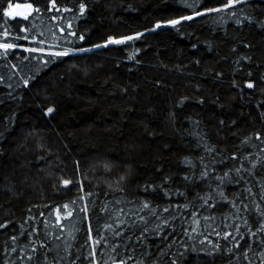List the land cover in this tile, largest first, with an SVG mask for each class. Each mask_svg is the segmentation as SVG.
Wrapping results in <instances>:
<instances>
[{"label": "trees", "instance_id": "obj_1", "mask_svg": "<svg viewBox=\"0 0 264 264\" xmlns=\"http://www.w3.org/2000/svg\"><path fill=\"white\" fill-rule=\"evenodd\" d=\"M229 3L0 0V264H264V0Z\"/></svg>", "mask_w": 264, "mask_h": 264}, {"label": "rangeland", "instance_id": "obj_2", "mask_svg": "<svg viewBox=\"0 0 264 264\" xmlns=\"http://www.w3.org/2000/svg\"><path fill=\"white\" fill-rule=\"evenodd\" d=\"M31 12V8L25 4L9 6L7 13L13 17H26Z\"/></svg>", "mask_w": 264, "mask_h": 264}, {"label": "snow or ice", "instance_id": "obj_3", "mask_svg": "<svg viewBox=\"0 0 264 264\" xmlns=\"http://www.w3.org/2000/svg\"><path fill=\"white\" fill-rule=\"evenodd\" d=\"M231 3H232V0H230V3H229V5H226V7H228V6H231ZM213 10H219V9H213ZM200 14H202V13H197V15H200ZM192 17H185V19H191ZM180 21H178V20H173V21H171L170 23H172L173 25H175V24H178ZM158 27H159V25H158ZM81 39H82V37H81ZM129 39H131L130 37H129ZM110 43H119L120 41H109ZM7 47V46H6ZM67 53H64V55H66ZM57 55H60L59 53H57ZM248 87H252V84H249L248 85ZM53 111V109H51V108H49L48 109V112L49 113H51ZM64 183H65V185H67L68 183H69V181H64ZM262 227H264V226H262Z\"/></svg>", "mask_w": 264, "mask_h": 264}]
</instances>
